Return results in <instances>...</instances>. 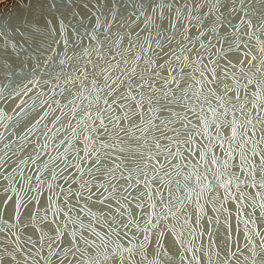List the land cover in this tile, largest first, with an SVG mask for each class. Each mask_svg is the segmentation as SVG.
Listing matches in <instances>:
<instances>
[{"label":"snow or ice","instance_id":"6c2138e0","mask_svg":"<svg viewBox=\"0 0 264 264\" xmlns=\"http://www.w3.org/2000/svg\"><path fill=\"white\" fill-rule=\"evenodd\" d=\"M17 8L0 264H264V0Z\"/></svg>","mask_w":264,"mask_h":264},{"label":"water","instance_id":"95a60500","mask_svg":"<svg viewBox=\"0 0 264 264\" xmlns=\"http://www.w3.org/2000/svg\"><path fill=\"white\" fill-rule=\"evenodd\" d=\"M17 11V0H0V14L15 15Z\"/></svg>","mask_w":264,"mask_h":264}]
</instances>
